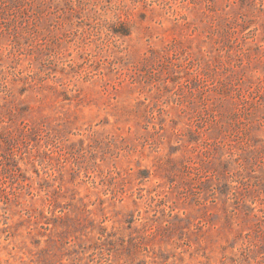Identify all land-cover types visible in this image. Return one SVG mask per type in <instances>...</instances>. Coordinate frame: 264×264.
<instances>
[{"label":"rangeland","instance_id":"1","mask_svg":"<svg viewBox=\"0 0 264 264\" xmlns=\"http://www.w3.org/2000/svg\"><path fill=\"white\" fill-rule=\"evenodd\" d=\"M0 264H264V0H0Z\"/></svg>","mask_w":264,"mask_h":264}]
</instances>
